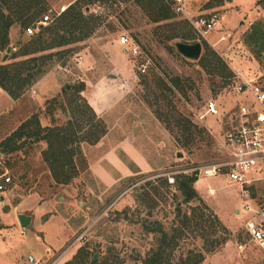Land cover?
I'll use <instances>...</instances> for the list:
<instances>
[{"label": "rangeland", "instance_id": "obj_1", "mask_svg": "<svg viewBox=\"0 0 264 264\" xmlns=\"http://www.w3.org/2000/svg\"><path fill=\"white\" fill-rule=\"evenodd\" d=\"M158 2L169 9L170 19L153 23ZM28 3L26 10L13 2L0 3L4 14L14 20L6 45L0 48V66L40 58L35 65L42 71L15 97L0 90V151L5 153L0 155V169L12 180L0 202V264H24L28 255L52 264H68L77 253L87 263L143 264L158 244L159 227L175 238L167 264H187L195 253L203 255L200 264H262V254L243 233L248 214L238 212L247 200L225 177L205 179L198 187L193 183L197 197L183 203L175 183L165 185L158 175L176 166L222 157L218 143L227 115L237 104L251 101L244 93L238 94L235 86L243 81L264 87V48L255 56L257 46L246 39L253 24L259 23L264 30V0ZM64 5L68 6L65 12L76 7L86 21L94 20L89 23L92 31L86 35L84 29H72L69 44L34 52L49 46L53 36L43 32L45 26L30 36L24 29L48 11L53 21L46 27L53 26L59 19L54 11ZM211 12L217 15L218 24L198 34L192 23ZM63 31L58 27L55 34ZM38 34L46 43L35 46ZM123 35L139 46L141 59L131 57L118 44ZM179 42L198 43L199 58L204 57L206 67L198 60L181 57L174 48ZM214 55L229 76L218 72ZM142 63L146 70L140 74ZM15 69L19 67L10 71ZM109 77L120 87L125 82L127 89L112 111L116 117L104 123L88 109L81 93L101 79L109 82ZM174 78L180 82L179 90L171 85ZM210 101L216 106V117L205 114V104ZM33 118L40 127L58 133L61 141L52 142L50 149L45 141L33 138L13 141V145L4 141L21 123ZM115 139H124L131 154L136 152L147 169L137 170L120 155L129 172L113 174L114 182L104 186L87 171L86 164L114 146ZM10 148L17 149L6 153ZM208 188L214 190L211 197L204 195ZM175 205L182 214L195 217L187 227L181 216L174 217ZM203 207L206 215L217 218L225 234L208 228L211 218L198 219ZM19 214L32 216V223L21 228ZM224 237L220 246L208 247Z\"/></svg>", "mask_w": 264, "mask_h": 264}, {"label": "built area", "instance_id": "obj_2", "mask_svg": "<svg viewBox=\"0 0 264 264\" xmlns=\"http://www.w3.org/2000/svg\"><path fill=\"white\" fill-rule=\"evenodd\" d=\"M68 6H61L54 11V17L60 16ZM48 11L41 19L24 29L27 36L53 21ZM218 24L217 15L213 12L204 18L198 16L192 23L193 29L200 35L214 29ZM118 44L134 58H142L139 46L127 35L118 38ZM146 64L138 66L140 74L145 73ZM238 94L249 96L251 101L235 106L227 115V124L221 135L218 147L222 157L209 163L176 166L161 172L168 186L174 185L176 177L193 178L195 182L223 176L234 185L239 196L247 203L240 204L238 212L248 214L243 223V233L253 248L259 251L264 261V87L256 83L241 81L234 89ZM205 114L216 117L217 109L212 101L205 104ZM12 187V180L5 169H0V202L4 194ZM205 195L211 197L214 190L206 189ZM241 249V245L237 247ZM24 264H52L50 260L41 261L31 255L23 259Z\"/></svg>", "mask_w": 264, "mask_h": 264}, {"label": "trees", "instance_id": "obj_3", "mask_svg": "<svg viewBox=\"0 0 264 264\" xmlns=\"http://www.w3.org/2000/svg\"><path fill=\"white\" fill-rule=\"evenodd\" d=\"M84 2H87L88 0H82ZM98 1V0H93ZM109 1V0H106ZM122 1H129V0H122ZM134 3H140L142 0H131ZM12 3L14 5L20 4L24 5L25 10L29 8V0H0V3L2 5H7L8 3ZM15 2V3H14ZM161 2H158L157 5V12L153 19V23H159L161 21H166L170 19V11L167 7L160 5ZM0 4V48H3L7 43V31L10 26L14 24V20H12L9 16H6L2 10ZM86 8V6L83 8V10ZM92 20V19H90ZM90 20L86 21L83 18V13L81 12V9L76 7L69 8L66 12H64L62 15L59 16V19L57 23H55L53 26H45L43 28V32L52 35L53 38L49 39L52 45L50 43L49 46H46L45 48H40L35 50L34 52H41L44 50H48L50 48L54 47H60L69 44V40L67 37H69L70 30L75 29H84V33L87 35V33L92 31L93 27H89ZM96 20H98L96 18ZM94 21V20H92ZM91 21V22H92ZM58 27L64 29L61 35L57 36L55 34V31L58 29ZM39 29H42L40 27ZM84 35V36H86ZM48 37V36H47ZM172 39H175L172 38ZM247 41H251L254 45L257 46L258 51L255 52L256 54L259 52V50H262L264 48V30L261 28L260 24H253L250 28L249 34L247 35ZM33 43L35 46L37 45H43L46 42L42 41V36H35V40H33ZM53 46V47H52ZM42 47V46H40ZM24 55V54H23ZM216 60V63L219 65V73L226 72L227 76L230 75V72L226 69L224 64L219 60L215 55L213 56ZM37 60H40V58H30L28 60H24L20 62L19 64H8V65H2L0 66V90L4 91L9 97H15L17 95V91H19L24 85L28 86L32 84L31 82L35 81L42 75V71L40 70V67L38 65H35V62ZM198 62L202 67H206L207 61L204 59V57H200L198 59ZM28 64H32V66H28ZM27 66V67H26ZM11 67H19V69L11 70ZM26 67V69H24ZM218 70V69H215ZM214 71V69L212 70ZM22 73H24L22 77ZM172 87L179 90L180 89V82L177 78H174L171 83ZM86 105V103H85ZM87 106V105H86ZM89 109V108H88ZM90 110V109H89ZM93 115V114H92ZM23 138H33L35 141H45L47 144V148L50 149L52 147V142L61 141L62 137L59 136L58 133H55L52 129L49 128H42L40 127L38 121L36 118H33L32 120L25 121L19 125V127L12 132V134L6 138L4 141L11 142L12 145L14 144L13 141L21 140ZM53 140V141H52ZM17 148H10L6 151V153H10L15 151ZM5 153L0 151V155ZM55 177V181L57 180V175H52ZM194 179L190 177H184L180 176L179 178L175 179V186L176 189L179 191V195L181 197V200L183 203H189L192 200H194L197 197V194L195 190L192 188V185L194 183ZM165 184V180L162 182ZM166 185V184H165ZM199 210V209H196ZM175 216L176 218H183V226L187 227L190 222L195 220V217L191 215V217L186 216L185 214L181 213L180 206L175 205L174 207ZM198 219L201 218H211L209 220V226L208 228L211 231H214L215 228L221 229L222 233L225 234V230L221 226L220 222L217 220L216 217L212 216L211 214L206 215L204 211H206V208L203 207L202 210H200ZM207 213V212H206ZM197 225V224H196ZM158 233L160 234L158 244L156 248L150 251V253L147 254L146 258L143 261V264H167L166 261L168 257V251H171L173 249V242L175 240L174 237L169 236L166 232H164L160 227L157 229ZM212 233V232H211ZM179 236V235H178ZM226 241V238H222L220 241L212 242L208 244V247H214L215 245L220 246ZM212 251V249H211ZM210 251H207V253ZM79 253L76 254V256L73 258V260L68 264H95L94 261H91L90 263H87L86 261L82 260L80 256H77ZM80 257V259L78 258ZM187 264H200L203 261V255L201 253H195L192 254V257L190 259H187Z\"/></svg>", "mask_w": 264, "mask_h": 264}, {"label": "crops", "instance_id": "obj_4", "mask_svg": "<svg viewBox=\"0 0 264 264\" xmlns=\"http://www.w3.org/2000/svg\"><path fill=\"white\" fill-rule=\"evenodd\" d=\"M109 78V82H105V80L101 79V81L96 82L93 86L90 85L89 88H86L85 91L81 93V97L90 111L96 118L102 119L104 123L108 120L113 121V118L116 117L115 114H112V111L117 108L122 99L123 93L127 89L125 87V82H123L121 85L122 87H120L117 84H113L114 80L112 77ZM103 83H106L108 86H103ZM114 131L116 132V130ZM115 132L113 133L115 134ZM112 144H114V146H109V149L104 151L101 157L96 161L87 162L86 164L87 171L98 179L102 185L110 186L114 182L112 177L113 174L119 176L126 175L129 172L125 163L121 161V158L119 157L120 155L133 163L137 170L144 171L143 169H147V166L142 162V158L136 156V152H133V155L131 154L132 150H130L129 146L124 143V139H115ZM200 182L201 181L195 182L194 187H198ZM27 217L30 218L29 223L31 224L33 220L32 216Z\"/></svg>", "mask_w": 264, "mask_h": 264}, {"label": "water", "instance_id": "obj_5", "mask_svg": "<svg viewBox=\"0 0 264 264\" xmlns=\"http://www.w3.org/2000/svg\"><path fill=\"white\" fill-rule=\"evenodd\" d=\"M176 52L184 59L196 62L199 59L201 47L198 43L179 42L174 44ZM67 89V87H66ZM17 220L21 228H25L30 221V218L22 214L17 215ZM264 264V261L262 262Z\"/></svg>", "mask_w": 264, "mask_h": 264}]
</instances>
